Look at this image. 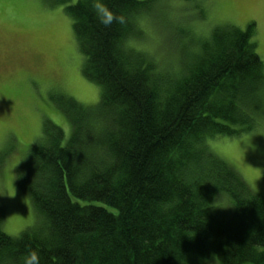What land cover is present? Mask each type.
<instances>
[{"label":"trees","instance_id":"1","mask_svg":"<svg viewBox=\"0 0 264 264\" xmlns=\"http://www.w3.org/2000/svg\"><path fill=\"white\" fill-rule=\"evenodd\" d=\"M95 2L65 10L100 100L79 117L72 102L65 145L46 125L26 151L16 179L44 226L10 236L0 208V264L30 250L39 264H264V196L206 143L252 126L254 22L216 26L190 64L162 66L134 45L147 0H100L108 25Z\"/></svg>","mask_w":264,"mask_h":264},{"label":"rangeland","instance_id":"2","mask_svg":"<svg viewBox=\"0 0 264 264\" xmlns=\"http://www.w3.org/2000/svg\"><path fill=\"white\" fill-rule=\"evenodd\" d=\"M76 1L0 0V208L2 230L10 236L44 226L16 179L26 151L41 139L46 125L63 131L65 145L73 130L68 116L72 102L79 117L80 107L90 113L100 100V85L82 72L85 57L65 10ZM147 1L145 14L138 17L143 32L134 45L160 65L190 64L216 26L244 30L254 22L251 41L264 73L261 0ZM248 113L253 118L250 130L214 136L211 149L252 192L264 196V83ZM210 260L217 263L205 264H220L215 257Z\"/></svg>","mask_w":264,"mask_h":264},{"label":"clouds","instance_id":"3","mask_svg":"<svg viewBox=\"0 0 264 264\" xmlns=\"http://www.w3.org/2000/svg\"><path fill=\"white\" fill-rule=\"evenodd\" d=\"M94 8L99 13L98 19L102 24L108 25L112 22L113 20L112 11L109 8H107L103 3H101L100 0H96V2L94 3ZM206 143L208 144L209 148L215 147L213 140L210 138H206ZM23 264H39V258L37 252L34 250H30L28 253H26V255L23 258Z\"/></svg>","mask_w":264,"mask_h":264},{"label":"snow or ice","instance_id":"4","mask_svg":"<svg viewBox=\"0 0 264 264\" xmlns=\"http://www.w3.org/2000/svg\"><path fill=\"white\" fill-rule=\"evenodd\" d=\"M262 3H264V0H261Z\"/></svg>","mask_w":264,"mask_h":264}]
</instances>
